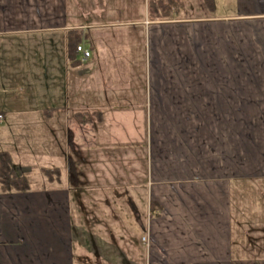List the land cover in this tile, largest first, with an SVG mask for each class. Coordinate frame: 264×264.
Returning a JSON list of instances; mask_svg holds the SVG:
<instances>
[{
  "label": "crops",
  "instance_id": "1",
  "mask_svg": "<svg viewBox=\"0 0 264 264\" xmlns=\"http://www.w3.org/2000/svg\"><path fill=\"white\" fill-rule=\"evenodd\" d=\"M173 1L164 17L152 0H0V151L29 181L0 188V264H264V189L240 225L233 205L264 175L214 176L210 148V117L264 118V0ZM216 177L230 237L213 251Z\"/></svg>",
  "mask_w": 264,
  "mask_h": 264
},
{
  "label": "rangeland",
  "instance_id": "2",
  "mask_svg": "<svg viewBox=\"0 0 264 264\" xmlns=\"http://www.w3.org/2000/svg\"><path fill=\"white\" fill-rule=\"evenodd\" d=\"M192 2L199 5V7L197 6L198 9L196 12L193 11L192 14L207 15L210 13L211 16L236 13L233 0H228L227 4L226 0H219L216 4L214 0L212 8H210L204 0H192ZM174 3L172 6L173 8L169 7L167 9L169 14L172 13L173 9H183V5ZM260 59L264 64V55H260ZM72 119L71 124L75 125V123L79 122L75 121L79 119L76 116H72ZM84 119L86 121H91L87 123L86 129H84L89 132L93 127L92 125H94L95 118L93 116H87ZM191 129H194V126L191 127ZM170 135L171 134L167 133L165 140H168V136ZM239 135L243 138L239 147L240 151L228 148V145L231 146L230 140L233 142V138H236ZM210 148H213L215 152L214 163H221L224 166V170L219 169L213 174L214 176H222L224 173H229L230 175L233 174V176L240 174L249 175L252 178L264 175V157L261 155V152H264V118L240 117L234 115L229 117L221 115L217 117H210ZM237 156L239 157L237 158ZM222 179L224 178L210 179V207L212 206L214 208V214H210V241H212L214 245L211 246L212 243L210 242V250L213 251H218V244H223L222 250L228 248V241L230 237V227L228 221V207L230 205V201H228L229 199L227 196L220 195L223 189L225 190V186H229V183L227 180L222 181ZM252 181L254 182L244 183L247 185L245 188H240L239 186L234 188L235 192L233 191V205L235 207V216L239 225L247 218H253V210L248 208L250 205L254 204L256 194L250 189H256L257 186L264 189V181L255 179H252ZM239 208H241L240 213ZM246 210H248V213L245 212ZM210 212L212 211L210 210ZM235 231L239 233V229ZM248 234L252 238L251 240H254V230L249 231ZM234 236L239 237L236 232H234ZM241 246H243V244H241L240 247ZM244 246L245 250L250 253L256 249L253 241L252 244ZM245 250L238 249L235 254L241 256L245 254Z\"/></svg>",
  "mask_w": 264,
  "mask_h": 264
},
{
  "label": "trees",
  "instance_id": "3",
  "mask_svg": "<svg viewBox=\"0 0 264 264\" xmlns=\"http://www.w3.org/2000/svg\"><path fill=\"white\" fill-rule=\"evenodd\" d=\"M205 3L212 8L214 5V0H204ZM174 1L172 0H152L151 8L152 13H156L157 11L164 15V17H169V13L167 12V9L169 7L173 8ZM175 4V3H174ZM171 14V13H170ZM71 44V43H70ZM72 47V46H71ZM78 45L75 44V52H77ZM69 45V51L70 50ZM76 54L72 53L70 54V62L71 65L77 66L80 62V59L77 58ZM42 173L50 178L53 175L60 176L61 172L57 169H43ZM0 188L2 191H24L29 189V181L27 177L22 176L17 173V171L14 169L12 158L10 154L6 151H0Z\"/></svg>",
  "mask_w": 264,
  "mask_h": 264
},
{
  "label": "built area",
  "instance_id": "4",
  "mask_svg": "<svg viewBox=\"0 0 264 264\" xmlns=\"http://www.w3.org/2000/svg\"><path fill=\"white\" fill-rule=\"evenodd\" d=\"M77 51L83 55V59H88L91 57V52L83 48L82 46H78ZM3 117L0 116V123L2 122ZM144 241H147L146 238H143Z\"/></svg>",
  "mask_w": 264,
  "mask_h": 264
}]
</instances>
